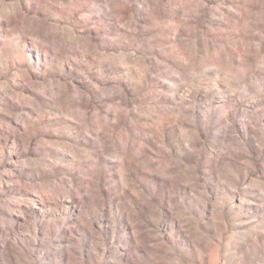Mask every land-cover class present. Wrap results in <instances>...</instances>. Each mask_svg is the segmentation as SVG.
<instances>
[{
	"label": "rangeland",
	"instance_id": "374dc122",
	"mask_svg": "<svg viewBox=\"0 0 264 264\" xmlns=\"http://www.w3.org/2000/svg\"><path fill=\"white\" fill-rule=\"evenodd\" d=\"M0 264H264V0H0Z\"/></svg>",
	"mask_w": 264,
	"mask_h": 264
}]
</instances>
